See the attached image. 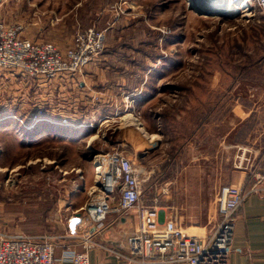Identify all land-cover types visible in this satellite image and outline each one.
<instances>
[{"label": "rangeland", "instance_id": "rangeland-1", "mask_svg": "<svg viewBox=\"0 0 264 264\" xmlns=\"http://www.w3.org/2000/svg\"><path fill=\"white\" fill-rule=\"evenodd\" d=\"M195 8L190 0H0V23L18 27L17 38L49 42L62 53L79 31H103L104 46L89 63L110 59L107 71L124 74L108 82L123 87L101 90L118 112L110 118L91 113L94 127L88 118L81 130L74 126L81 114L73 108L61 112L71 99L53 83L77 88L75 77L89 63L54 78L0 68V233L46 237L55 257L64 246L80 247L90 222L81 209L87 200L83 185L93 179L98 152L117 150L133 158L145 172L141 204L175 218L190 235L212 232L221 186H240L246 195L253 185L264 190V173L255 168L264 156V147L256 146L264 141V17L257 8ZM127 88L151 97L139 102ZM125 114L133 118H121ZM143 121L150 144L160 147L145 164L135 143ZM200 144L207 170L201 174L199 164L196 172L175 177V166L169 168L174 156L183 167ZM77 216L82 221L74 231Z\"/></svg>", "mask_w": 264, "mask_h": 264}, {"label": "built area", "instance_id": "built-area-1", "mask_svg": "<svg viewBox=\"0 0 264 264\" xmlns=\"http://www.w3.org/2000/svg\"><path fill=\"white\" fill-rule=\"evenodd\" d=\"M233 1L239 2L235 10L227 6H221V9L230 13H250L257 8L264 17V0ZM8 27L0 23V68H18L33 77L76 74L104 46V32L95 28L79 31L73 46L62 53L49 42L19 39V28ZM93 164L92 181L88 184L84 181L87 200L81 208L89 221L99 227L110 213H135L138 218L124 246L126 253H117L119 257L129 264H229L234 214L246 196L240 186L226 184L218 189L216 209L219 218L209 235L195 236L186 234L173 217L161 221L155 206L141 204L145 172L135 165L133 158L117 150L98 152L94 154ZM254 191L257 188L253 185L250 192ZM92 232L93 228H90L81 235L80 250L64 246L59 259L55 257L54 244L46 237L0 233V264H90L88 250L96 244Z\"/></svg>", "mask_w": 264, "mask_h": 264}, {"label": "crops", "instance_id": "crops-1", "mask_svg": "<svg viewBox=\"0 0 264 264\" xmlns=\"http://www.w3.org/2000/svg\"><path fill=\"white\" fill-rule=\"evenodd\" d=\"M109 60L110 59L99 58V57L93 59L89 63V65H87L86 68L82 71V73L78 74L75 77L78 81L77 88L76 85L73 84L70 85L69 82L62 81V80H67L66 79L67 76H63V79L59 77V79H61L62 81V84L61 82L53 83V85L55 86L57 85L56 87H59V91L61 90L60 94H62L63 96H67V100L68 97L71 99L70 102L71 104L67 105V103H62L63 109L61 110V112H64L65 109L67 108H71V109L73 108L74 112H79V114H81L80 116H78L77 123L74 125L76 128L79 127V129L81 130L84 129V125H85L84 123H86V120L88 118L90 122L89 125L90 126L92 125L91 127H94L93 124H91L93 123L92 122L93 119L89 115L91 113L94 114L93 115L94 118L95 117L110 118V116H108L107 114L111 115L113 113L118 112V110L120 109L118 106L113 105L111 101L106 99V93L101 92V90H108V91L110 89L118 90L121 87H123V84L119 83L120 81L117 84L114 83L115 85L109 84L111 83L110 77L118 76L117 78H121V76H124L123 73L119 77L120 74L114 75V73L112 74L108 72L110 70V69L108 70V68H111L109 63L107 62ZM134 64L135 63H133V65ZM106 71L109 73L108 74L109 76L103 73ZM105 83L108 85L103 86ZM63 84L68 86L69 89H71L72 91H68V89H66ZM127 90L130 91L131 97L139 96L140 91L134 92L136 91V89L130 90L128 88ZM139 97H140L138 98L139 102H142L145 101L146 97L150 98L151 96L145 95V97L143 96H139ZM148 100L150 99H147V101ZM101 114L104 115L100 117L99 115ZM60 120L63 121L64 119L62 118ZM146 130L149 129L146 128L145 121L140 122L139 128H137L138 137L135 143L137 146L136 152L138 155L139 163L142 164H145V161L148 158L150 152L153 151V153H155L158 149H160V147L156 148L153 144H150L152 142L153 137L151 135L146 136V133L148 132V131L146 132ZM262 142L264 141L259 140L258 142H256V146L263 148L264 143ZM174 152H176V150ZM255 152H258V150L255 149ZM194 155H195L194 157L195 159L188 161L187 163H185V165H183V167L180 168H179V160L177 159L176 156H174V162L169 164V168H171L173 165L175 166V177L183 176V175L186 176L188 171L196 172L199 164H200L201 174L203 168H205V171L207 170L208 154L203 153L202 146L200 152L196 151ZM198 157H200L199 161H198L199 159ZM255 168L260 169L264 173V156L257 157V160L255 162ZM244 182H246V178L243 177L240 183L244 184ZM247 188L248 187H246L245 189ZM145 202L149 203L150 201L146 200ZM115 204L116 202H114V205ZM82 205H80L79 208ZM161 208H163V206H160V209ZM163 213L164 212L162 211L159 213V218L161 221L165 219L163 217ZM77 215H80V213H77ZM78 218L80 221H78L75 224L74 231L77 229L76 228L77 226L80 227L79 225L81 224L80 222L82 221L81 216ZM133 218L134 217L132 214L115 215L113 213H110L107 219L102 224H100L99 227L98 226L95 227L94 224L88 222L86 227H88V229L93 228L92 238L96 243L92 248L88 250V257L90 264H129L127 261H125L124 258L119 257L117 253H121V254L126 253L124 246L126 245L127 240L131 236L133 229L135 228V225L137 223V222L134 223ZM234 224H235V230H234L233 244L231 246L232 248L229 255V264H264V190L263 189H260L257 192H251L246 195L244 201L242 202L237 212L235 213ZM200 230H201L200 232H203L204 228L202 230L201 227ZM9 234H22V233L10 231ZM25 234L29 236H38V235H30L27 233ZM192 235L201 236L197 234H192ZM74 248L80 250V247L77 245H75ZM60 256H61V251L58 254V256H56V258L59 259ZM179 264H185V263H179Z\"/></svg>", "mask_w": 264, "mask_h": 264}, {"label": "bare ground", "instance_id": "bare-ground-1", "mask_svg": "<svg viewBox=\"0 0 264 264\" xmlns=\"http://www.w3.org/2000/svg\"><path fill=\"white\" fill-rule=\"evenodd\" d=\"M191 3L197 7V9L204 10L206 12H211V11H217L221 6H227L230 7V10H235L238 7L239 2H234L233 0H230V3H227L229 0H190ZM233 8V9H232ZM121 118H133L131 117L130 114H125Z\"/></svg>", "mask_w": 264, "mask_h": 264}, {"label": "water", "instance_id": "water-1", "mask_svg": "<svg viewBox=\"0 0 264 264\" xmlns=\"http://www.w3.org/2000/svg\"><path fill=\"white\" fill-rule=\"evenodd\" d=\"M199 13H205V11L204 10H201V9H197V8H195Z\"/></svg>", "mask_w": 264, "mask_h": 264}]
</instances>
